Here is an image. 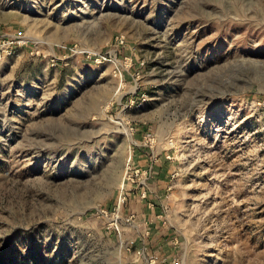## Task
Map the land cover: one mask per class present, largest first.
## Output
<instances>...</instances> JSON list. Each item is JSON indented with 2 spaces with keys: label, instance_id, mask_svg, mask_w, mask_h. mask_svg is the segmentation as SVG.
<instances>
[{
  "label": "rangeland",
  "instance_id": "obj_1",
  "mask_svg": "<svg viewBox=\"0 0 264 264\" xmlns=\"http://www.w3.org/2000/svg\"><path fill=\"white\" fill-rule=\"evenodd\" d=\"M0 264H264V0H0Z\"/></svg>",
  "mask_w": 264,
  "mask_h": 264
},
{
  "label": "built area",
  "instance_id": "obj_2",
  "mask_svg": "<svg viewBox=\"0 0 264 264\" xmlns=\"http://www.w3.org/2000/svg\"><path fill=\"white\" fill-rule=\"evenodd\" d=\"M119 39V38H118ZM124 41L123 38L120 39V42L122 43ZM132 169V167H130ZM132 171L134 172L135 175H138L140 173L144 174L147 178V170H141L139 168H134L132 169ZM129 181H127L129 184H126V182L123 183L119 196H118V205L117 207H114L113 209H109V208H99L97 210V214L99 217H103L106 219V224L108 226L109 229H113V230H118L120 225V220H122V216H121V208L123 206H125L127 204V202L129 201L130 195L132 193V191L137 187V185L135 187L131 186V183H136V184H140V194H141V198H146L147 197V184H145V181H140L139 183H137L134 179L132 178H128ZM135 218V214L131 213L129 214L125 219V221L127 222H132Z\"/></svg>",
  "mask_w": 264,
  "mask_h": 264
},
{
  "label": "crops",
  "instance_id": "obj_3",
  "mask_svg": "<svg viewBox=\"0 0 264 264\" xmlns=\"http://www.w3.org/2000/svg\"><path fill=\"white\" fill-rule=\"evenodd\" d=\"M144 165H146L145 163H143ZM143 164H141L140 162H139V165L141 166L142 165V167H144V165ZM148 165V164H147ZM146 165V166H147ZM146 168H148L149 169V171L151 172V174L149 175L150 177L151 176H153V178L155 177L156 178V176H155V174L157 173V168L158 167H156L152 162L149 164V167H146ZM152 172H153V174H152ZM159 180H160V178H159ZM148 187V186H147ZM139 193H140V191H138ZM139 197V196H138Z\"/></svg>",
  "mask_w": 264,
  "mask_h": 264
}]
</instances>
